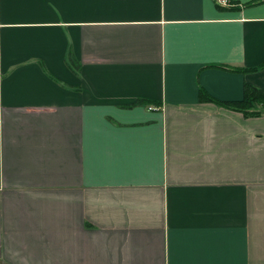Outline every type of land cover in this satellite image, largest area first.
<instances>
[{"label": "crops", "instance_id": "obj_1", "mask_svg": "<svg viewBox=\"0 0 264 264\" xmlns=\"http://www.w3.org/2000/svg\"><path fill=\"white\" fill-rule=\"evenodd\" d=\"M246 85L264 0H0V264H264Z\"/></svg>", "mask_w": 264, "mask_h": 264}, {"label": "trees", "instance_id": "obj_2", "mask_svg": "<svg viewBox=\"0 0 264 264\" xmlns=\"http://www.w3.org/2000/svg\"><path fill=\"white\" fill-rule=\"evenodd\" d=\"M263 1V0H260ZM208 100H212L210 97H204ZM227 108L235 109L250 115H260L264 113V94L261 90L246 85L244 89L243 99L236 102H218ZM257 108L256 110H253Z\"/></svg>", "mask_w": 264, "mask_h": 264}, {"label": "built area", "instance_id": "obj_3", "mask_svg": "<svg viewBox=\"0 0 264 264\" xmlns=\"http://www.w3.org/2000/svg\"><path fill=\"white\" fill-rule=\"evenodd\" d=\"M217 2L221 5H228L229 4V0H217Z\"/></svg>", "mask_w": 264, "mask_h": 264}]
</instances>
